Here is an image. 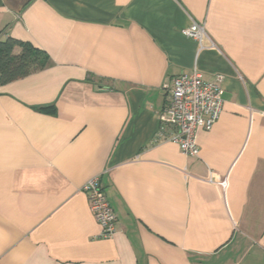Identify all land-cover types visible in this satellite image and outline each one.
Listing matches in <instances>:
<instances>
[{
  "label": "crops",
  "instance_id": "crops-1",
  "mask_svg": "<svg viewBox=\"0 0 264 264\" xmlns=\"http://www.w3.org/2000/svg\"><path fill=\"white\" fill-rule=\"evenodd\" d=\"M0 34L49 58L0 84V264H264V0H0ZM194 69L224 90L197 157L159 131L165 83Z\"/></svg>",
  "mask_w": 264,
  "mask_h": 264
},
{
  "label": "built area",
  "instance_id": "built-area-1",
  "mask_svg": "<svg viewBox=\"0 0 264 264\" xmlns=\"http://www.w3.org/2000/svg\"><path fill=\"white\" fill-rule=\"evenodd\" d=\"M185 34L195 39L199 45V52L207 48H217L215 41L209 37L205 23L193 22L185 29ZM223 75H217L213 81L203 78L198 69L191 73H182L173 77L164 87L168 92L166 105L159 115L160 133L166 129H173L168 139L177 142L186 156H199L197 130H210L219 119L223 109L222 88ZM222 189L228 187V179L214 181ZM90 209L101 226L99 237L111 238L117 231V214L105 192L101 177L89 179L83 186Z\"/></svg>",
  "mask_w": 264,
  "mask_h": 264
},
{
  "label": "trees",
  "instance_id": "trees-1",
  "mask_svg": "<svg viewBox=\"0 0 264 264\" xmlns=\"http://www.w3.org/2000/svg\"><path fill=\"white\" fill-rule=\"evenodd\" d=\"M20 48L19 51L17 49ZM48 55L28 41L0 34V84H7L48 65Z\"/></svg>",
  "mask_w": 264,
  "mask_h": 264
}]
</instances>
